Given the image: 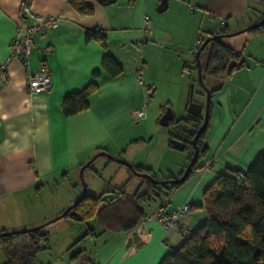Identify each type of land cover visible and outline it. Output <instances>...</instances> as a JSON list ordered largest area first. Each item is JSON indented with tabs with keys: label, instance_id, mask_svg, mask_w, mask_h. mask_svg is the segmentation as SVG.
Masks as SVG:
<instances>
[{
	"label": "crops",
	"instance_id": "1",
	"mask_svg": "<svg viewBox=\"0 0 264 264\" xmlns=\"http://www.w3.org/2000/svg\"><path fill=\"white\" fill-rule=\"evenodd\" d=\"M22 3H28L36 14L59 16L60 24L47 31L45 40L37 35L35 46L27 55V64L12 60L7 67V83L0 82V231L36 227L60 215L81 193L75 188L61 207L52 210H29L27 197L38 184L57 183L73 174L79 175L81 167L98 152L124 157L123 131L130 121L141 119L144 114L126 112L123 102L144 103L146 100V86L139 75L143 67L139 69L136 57L138 53L145 55L146 41L155 36L152 29L151 35L144 29L146 22L149 23L148 16L161 0H115L109 5L89 0L88 5L93 9L89 16L75 12L68 0H0V65L7 59L9 46L19 28L33 23L20 17ZM250 4L251 0H168L167 9L178 6L187 10L188 30L184 39L188 46L197 47L202 38L220 29L221 20L225 21L224 28L229 34L256 23L257 14L250 11ZM93 30L106 36L107 52L98 42L86 40V35ZM201 33L204 37L199 35ZM226 45L244 51L245 67L217 85L211 81V91L221 87L222 90L212 100V121L204 142L206 157L200 161L194 176L168 199L164 209L163 198L152 202L151 207L144 210L146 219L129 234L104 232L100 228L98 233L94 229L93 235L84 238L87 231L83 233L78 227L75 232H65L66 240L55 244L50 239L54 231L47 227L49 249L37 256L43 264H79L71 260L73 252H82L89 264H160L169 253L180 249L184 241L175 229L162 227L159 216H169L189 204L193 208L181 219V224L193 230L204 225L205 190L226 174L225 169L239 166L237 158L216 162L217 157L226 156L236 148V142L244 139L252 140L250 148L254 151H250L241 164L248 165L264 150V34H251L249 39H237ZM105 53L121 66L124 61L132 60L136 73L124 80V71L118 78L111 79L101 70ZM43 65L51 74L52 89L30 95L26 87L27 74L35 73ZM96 71L100 72L96 81L99 90L90 98V109L66 118L61 110L64 98L85 89ZM100 94L104 108L117 105L116 109H121L120 119H108L104 112L99 115L93 111L94 100ZM109 94L117 95L116 99L106 98ZM133 163L136 167L151 169L146 163ZM121 172L124 181L132 179L131 173L120 169ZM91 195L97 197V194ZM62 222H67V227L73 226L70 221ZM3 263L0 259V264Z\"/></svg>",
	"mask_w": 264,
	"mask_h": 264
},
{
	"label": "trees",
	"instance_id": "2",
	"mask_svg": "<svg viewBox=\"0 0 264 264\" xmlns=\"http://www.w3.org/2000/svg\"><path fill=\"white\" fill-rule=\"evenodd\" d=\"M88 1L68 0V5L78 14L89 16L93 14V9L89 7ZM100 2L103 5H109L115 0H100ZM250 6V11L257 14L259 21L264 15V0H251ZM224 27L225 24L209 36L229 34ZM250 34H264V24ZM205 39L207 37L202 38L201 42L203 43ZM86 40L98 42L107 52V38L101 31L93 30L86 35ZM203 55L206 57L205 63L202 62ZM201 62L204 79L208 77L225 81L236 71L245 67L244 51L235 50L223 44L221 40H217L211 42L203 51ZM194 64V69L197 71L196 62ZM189 68L185 67V69ZM101 70L111 79L118 78L124 72L123 67L108 53H105L102 59ZM99 77L100 72H94L91 83L85 89L64 98L61 110L66 118L90 109V98L99 90L96 82ZM221 90L222 87L210 90L212 99L208 124L198 138L197 161L186 182L194 176L199 169L200 161L206 157L204 142L212 121V100ZM202 124L201 117L190 115L179 121H175L174 118L170 124L176 128V134L170 136V146L176 149L183 145L182 151L190 152L189 162L194 155L193 139ZM117 158L123 159L122 156ZM108 160L114 162L111 159ZM92 165L87 169H91ZM134 170L156 179L150 170L136 166ZM183 173L184 171L178 178ZM239 176L241 174L238 171L229 169V173L219 176L205 190L203 194L206 214L204 225L197 230L192 229L193 235L187 239L182 238L184 243L181 248L169 253L160 264H264V153L251 164L243 175L242 182L238 180ZM143 182L146 187L142 194L129 195L123 189L104 191L97 197L86 193L84 199L64 219L75 224L86 225L95 221L104 232L129 234L146 219L144 205L163 198L165 205L162 209H164L168 199L186 183L157 186L147 179ZM94 231V229H88L84 238L93 235ZM10 232L14 231H0V252L4 258L3 264H37V256L49 249L50 233L47 227L32 233L8 234ZM83 256L82 252H79L74 254L71 260L79 264H89L90 261Z\"/></svg>",
	"mask_w": 264,
	"mask_h": 264
},
{
	"label": "rangeland",
	"instance_id": "3",
	"mask_svg": "<svg viewBox=\"0 0 264 264\" xmlns=\"http://www.w3.org/2000/svg\"><path fill=\"white\" fill-rule=\"evenodd\" d=\"M187 13L184 7L180 8L177 6L175 9H167L165 12H159L157 7L151 12V15H149L150 17L148 16L150 27L155 33V36L153 39L150 38L146 41V46L143 49L145 55L143 56L138 53L136 57L139 60V69L143 67L139 75L140 80L146 86V100L144 103H139L135 100H130L127 103L123 102L126 112L131 113L136 111L138 113L140 111L143 112L144 117L136 121H130L129 127L123 131L122 148L126 150V154L122 160L133 166H135L133 162L137 161L138 164L146 163L145 166L151 168L150 171L158 181L179 179L178 177L182 171H185L189 164L190 154L189 151L183 152L171 148L169 143L170 136L176 134V128L174 125L162 127L159 123L161 116L167 109H171L176 121L186 118L188 115L187 105L189 103L192 85H194L193 101L201 104H204L206 101V92L199 85L197 71L194 69L195 45H193V47L190 45L188 46V41L184 39V36H186L185 32L188 30L186 27V21L188 20ZM245 28L246 27L243 29ZM199 35L204 37L203 33ZM250 37L251 34L248 32L236 37L222 39L221 42L223 44H232L234 41H237V39H249ZM197 40L196 38L195 44ZM132 58L134 57L132 56ZM205 61L206 57L203 55L202 62L204 63ZM123 64L122 67L125 71L123 79L125 80L127 77H130V75L135 74L136 71L133 69L132 60H129L127 63L124 61ZM186 66L190 68L185 69ZM211 81H214L216 85L220 82L218 79L206 77L204 83L205 87L209 90L213 88ZM101 95L102 94H100V97L95 98L92 106L93 111H97L99 115H103L104 112L105 117L108 119L115 121L116 119H120L121 109H116L117 105L115 107L113 105L104 108V100L102 99L103 96L101 98ZM115 96L117 95L109 94L106 98L111 97L110 100H114L116 99ZM134 99L136 98L134 97ZM244 140L236 142V148L228 152L226 156L220 155L216 159V162H225V160L229 161L237 158L239 166L233 167L230 170L238 171L241 174L238 178L240 182L243 181V175L246 174L251 164L264 153L263 150L261 154L248 165H243L244 163L241 164V162L246 160L250 151H254V148H250L253 143L252 140L251 142H249L250 139L249 141ZM92 157L90 159H92ZM118 165L120 164L109 162L108 158L104 156L95 160L91 169H86L83 174L87 186V194H97V196H100L104 190L116 191L119 189H123L129 195L144 193L146 186L143 180L145 179L137 177L127 167ZM120 169L126 173H131L132 179L129 181L126 179L124 181L123 172L119 173ZM225 173H229V169H225ZM75 188L81 190V195L83 185L80 176L75 174L57 183L49 182L48 184H38L37 189L28 195L27 198L30 200L26 207L29 210L38 212L47 208L52 210L61 207L68 199L67 195L73 193ZM151 205L152 203L144 205L143 210L147 211ZM58 216L59 215L52 217L40 225ZM62 221L69 220H61L48 226L49 231H54L52 238H50L51 243L52 241L54 243L63 242V240H66L65 232H75V230L79 228L83 229V233L88 231V229H97V233L101 230L95 221L89 222L88 225L71 222L70 225H73L71 227H67V222ZM73 253L70 255L71 257L74 255ZM0 259L4 260L1 252ZM37 264H43L40 260V256L37 257Z\"/></svg>",
	"mask_w": 264,
	"mask_h": 264
},
{
	"label": "built area",
	"instance_id": "4",
	"mask_svg": "<svg viewBox=\"0 0 264 264\" xmlns=\"http://www.w3.org/2000/svg\"><path fill=\"white\" fill-rule=\"evenodd\" d=\"M20 17L30 19L33 23L31 25L20 27L15 38L9 46V54L5 62L0 65V82L7 83V67L8 64L14 60L19 59L26 65L27 55L29 51L35 46L36 36L40 39H46L47 31L56 29L60 24V17H48L41 14H36L28 3H22L19 10ZM225 21H220V26H223ZM144 32L151 35L152 31L148 22L145 24ZM202 42L199 41L194 52H197ZM53 86L52 77L49 69L43 65L35 73H28L26 79L27 92L30 95H38L51 91ZM140 116L142 113L139 114ZM191 210V205L186 204L177 208L171 215L159 216L158 222L165 229H175L183 239L190 238L194 231L181 224V219Z\"/></svg>",
	"mask_w": 264,
	"mask_h": 264
},
{
	"label": "water",
	"instance_id": "5",
	"mask_svg": "<svg viewBox=\"0 0 264 264\" xmlns=\"http://www.w3.org/2000/svg\"><path fill=\"white\" fill-rule=\"evenodd\" d=\"M167 1L168 0H161V3L158 6V11L159 12H163L164 10L167 9ZM264 24V15L263 17L256 23L246 27L245 29L239 30L235 33H230V34H226V35H219V36H214L211 37L209 36L207 39H205V41L202 43V45L199 47V49L197 50V52L195 53L194 59L196 62V66H197V77H198V82L199 85L205 90L206 92V101L203 104L201 103H195L193 101V90H194V85L191 86V90H190V97H189V105H188V114L192 117H200L204 108V121L202 126L200 127V129L198 130L195 138H194V156L191 160V162L189 163V165L187 166V168L185 169L182 177L180 179L177 180H167V181H158L156 179H154L152 176L147 175V174H142V173H137L134 170V166L122 159H119L117 157H113L110 154L106 153V152H99L96 155H94L92 157V159H90L85 165H83L79 171V176H80V180L81 183L83 185V190H82V194L80 195L79 199L73 204L71 205L69 208H67L64 213H62L61 215H59L57 218L52 219L51 221H48L46 223H44L43 225H40L38 227L35 228H29V229H22V230H17L14 232H10L8 234H24V233H32V232H36L38 230H41L43 228H46L48 226H50L51 224L58 222L62 219H64L66 217V215L72 211L85 197L86 193H87V186L85 184L84 178H83V174L85 172V170L87 168H89L94 162L95 160H97L99 157L104 156L108 159H111L112 161L123 165L125 167H127L128 169H130L132 171V173L134 175H136L139 178H143V179H147L152 181L155 185L157 186H163V185H173V184H183L186 182V180L189 177V174L192 170L193 165L195 164V162L197 161V157H198V148L196 146V141L198 140L199 136L205 131L207 124H208V119H209V112H210V105H211V99H212V95H211V91L205 87V83H204V78H203V69H202V62H201V54L203 53V51L206 49V47L214 41L217 40H222V39H226V38H232V37H236L239 36L241 34L244 33H250L251 31H254L256 29H259L262 27V25ZM174 119V115L173 112L171 111V109H167L166 112L163 114V116L161 117L159 123L162 127H169L171 122ZM176 150L182 151L183 150V145L181 147H176ZM1 236V235H0Z\"/></svg>",
	"mask_w": 264,
	"mask_h": 264
},
{
	"label": "flooded vegetation",
	"instance_id": "6",
	"mask_svg": "<svg viewBox=\"0 0 264 264\" xmlns=\"http://www.w3.org/2000/svg\"><path fill=\"white\" fill-rule=\"evenodd\" d=\"M195 103H198V102H195ZM203 105H204V104H203ZM162 116H163V115H162ZM162 116H161V117H162ZM200 117H201V118L203 119V121H204V108H203V111H202V114H201ZM200 117H199V118H200ZM160 119H161V118H160ZM194 138H195V137H194ZM197 141H198V140H197ZM197 141H196V146H197ZM193 144H194V139H193ZM194 147H195V145H194ZM198 153H199V151H198ZM193 156H194V155H193ZM192 158H193V157H192ZM191 160H192V159H191ZM191 160H190V162H191ZM190 162H189V163H190ZM195 163H196V162H195ZM188 165H189V164H188ZM181 177H182V176H181ZM181 177H180V178H181ZM180 178H179V179H180Z\"/></svg>",
	"mask_w": 264,
	"mask_h": 264
},
{
	"label": "clouds",
	"instance_id": "7",
	"mask_svg": "<svg viewBox=\"0 0 264 264\" xmlns=\"http://www.w3.org/2000/svg\"><path fill=\"white\" fill-rule=\"evenodd\" d=\"M196 53V52H195Z\"/></svg>",
	"mask_w": 264,
	"mask_h": 264
}]
</instances>
